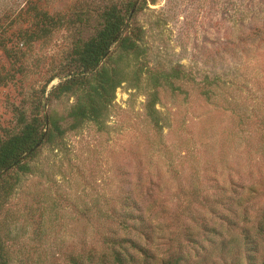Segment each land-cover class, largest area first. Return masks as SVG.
Here are the masks:
<instances>
[{"label": "rangeland", "instance_id": "1", "mask_svg": "<svg viewBox=\"0 0 264 264\" xmlns=\"http://www.w3.org/2000/svg\"><path fill=\"white\" fill-rule=\"evenodd\" d=\"M111 8L143 53L111 47L126 80L70 129L49 93ZM20 113L62 134L10 172L7 264H264V0H0V140Z\"/></svg>", "mask_w": 264, "mask_h": 264}, {"label": "trees", "instance_id": "2", "mask_svg": "<svg viewBox=\"0 0 264 264\" xmlns=\"http://www.w3.org/2000/svg\"><path fill=\"white\" fill-rule=\"evenodd\" d=\"M149 1L151 4L154 3V0ZM133 5L134 2L130 5L129 12L132 11ZM102 17V25L95 35L73 50L70 65L63 71L65 80L52 88V92L49 93V96L54 98H60L62 95L74 98L67 114L72 120L70 129H77L84 122H92L101 127L115 99L116 89L125 82L124 69L117 64V59L112 58L111 47L117 45L120 51L124 52L118 56V59H122L128 53L136 55L143 53L138 44L140 32L134 33V29H130L124 15H121L118 9H108ZM53 78H49L43 85L42 95ZM157 84H159L158 80L154 82V85ZM156 102V93L150 94L146 110L151 122L158 126ZM16 120L19 129L16 132H7L0 140V207L15 186L14 179L17 177L11 176L10 172L30 174L31 167L28 161L35 156L40 147L36 145L43 138V142L53 146L56 136L62 134L56 125L57 121L53 120L50 122L52 128H47L44 133V116L39 118L38 115H34L32 119L25 121L24 115L20 113ZM25 154L29 155L22 159ZM263 228L264 222H259V232ZM115 260L117 264H122L121 259ZM180 262L181 259L176 258L167 264H180ZM7 263L8 261L3 257V246L0 241V264Z\"/></svg>", "mask_w": 264, "mask_h": 264}]
</instances>
